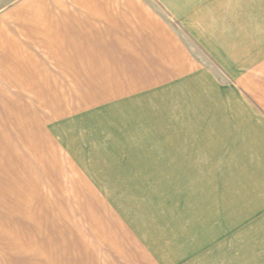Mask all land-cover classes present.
Listing matches in <instances>:
<instances>
[{"label": "crops", "instance_id": "0c3cea01", "mask_svg": "<svg viewBox=\"0 0 264 264\" xmlns=\"http://www.w3.org/2000/svg\"><path fill=\"white\" fill-rule=\"evenodd\" d=\"M29 137L51 193L0 212V264H264V0H0Z\"/></svg>", "mask_w": 264, "mask_h": 264}, {"label": "rangeland", "instance_id": "374dc122", "mask_svg": "<svg viewBox=\"0 0 264 264\" xmlns=\"http://www.w3.org/2000/svg\"><path fill=\"white\" fill-rule=\"evenodd\" d=\"M31 125L29 135L34 136L36 130ZM35 142L30 137L0 139V212L22 209L30 195L51 193L49 187L37 186V178L44 177V171L37 170L36 159L30 153Z\"/></svg>", "mask_w": 264, "mask_h": 264}]
</instances>
